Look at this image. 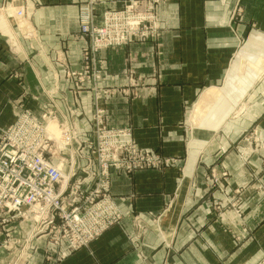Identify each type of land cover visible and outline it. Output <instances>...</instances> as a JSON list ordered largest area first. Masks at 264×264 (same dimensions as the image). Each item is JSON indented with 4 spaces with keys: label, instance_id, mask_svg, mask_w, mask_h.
Here are the masks:
<instances>
[{
    "label": "crops",
    "instance_id": "1",
    "mask_svg": "<svg viewBox=\"0 0 264 264\" xmlns=\"http://www.w3.org/2000/svg\"><path fill=\"white\" fill-rule=\"evenodd\" d=\"M89 1L3 0L26 17L9 12L0 21L24 52L15 62L0 45V129L15 121L16 104L37 115L57 105L64 114L74 110L72 124L90 136L92 88L79 98L67 79L81 70L74 37ZM121 1L96 0L94 12L101 18ZM156 14L158 40L98 56L107 71L99 87L122 90L101 105L108 124L131 127L140 148L170 163L114 172L110 195L122 224L61 264H264V194L253 188L256 179L264 183V151H245L243 161L237 147L245 133L264 142V0H160ZM15 63L21 82L9 78ZM238 108L245 113L238 116ZM16 225L27 234V224ZM47 245L36 243L30 264H48L44 248L56 250ZM7 255L0 249V264Z\"/></svg>",
    "mask_w": 264,
    "mask_h": 264
},
{
    "label": "rangeland",
    "instance_id": "2",
    "mask_svg": "<svg viewBox=\"0 0 264 264\" xmlns=\"http://www.w3.org/2000/svg\"><path fill=\"white\" fill-rule=\"evenodd\" d=\"M159 2L160 0H124L121 3V8L106 11L102 14L101 18L94 12L96 0H90L88 4L80 7L78 13L79 33L74 38L81 42L82 65L79 71L67 72V79L76 84L74 88L77 89V93H75L77 97L82 92L84 93L88 87H90V90L92 88L94 110L89 122L90 136L87 137L85 135V128L83 126L78 125L77 127V121L75 125L74 123L72 124V120L76 116L74 110L68 108L65 112L66 114H64L55 103V107L51 105L49 106L50 108L42 109L40 115H37L27 104H16L15 121L6 128L0 129V133L6 136L9 143H17L19 148L14 147V150L17 149L19 155L21 152L26 151L27 147H30V149L37 152V155L40 154L48 164L62 170L64 177L62 183L55 186L56 193L57 191L59 193L63 191V204L61 206L48 208L47 205H31L20 206L15 209L11 205L0 204V249L8 253V264H30L32 258L38 252V247H35V245L40 241L52 246L56 250L55 252L49 250L47 247L44 248L45 251L43 253L46 255L48 264H61L75 252L88 248L90 244L97 241L109 229L122 224V211L110 195L114 172H124L132 175L138 171L160 169L162 166L170 163V160L163 157L160 153L140 148L134 141L133 129L131 127L113 128L108 124L106 112L101 105L108 100L118 98V96L122 95V90H102L99 87V84L107 76L106 66L103 64L104 61L98 60L100 54L110 51L122 53L123 47L159 39L161 28L156 14ZM89 8L92 9V12H89ZM9 12L14 20L17 21H21V19L23 20L26 17V12L21 8L14 11L10 9L8 3L0 0V21L2 18H7ZM123 13L130 18L127 24L122 22ZM119 14L120 16L117 17ZM20 24L19 26L21 27ZM21 30L24 29L21 28ZM22 35L26 39H30L28 33H22ZM122 36L124 37L123 39ZM13 37L15 40H18L14 35ZM11 40L1 29L0 22V45L1 47L6 46L5 52H8V56L17 62V58L22 55L23 50H20V44L16 46ZM94 40L110 41L107 45H103L102 42L95 43ZM116 40H122V42H117ZM20 65V63H15L14 67L9 68V78L18 82H21L24 77L21 71L22 68L17 67ZM261 77L259 76L257 79L259 80ZM91 82L93 83L92 85ZM38 111H40V108H38ZM210 111L211 109H208L207 112ZM245 111V109L238 108V116L243 115ZM55 119L60 121L61 126L58 123L52 124ZM81 120L83 121L82 118ZM35 125L45 127L46 130L48 129L50 136L48 134L43 137L39 136L34 130ZM195 127L196 131H199V124H196ZM215 128L216 126L212 127L213 130ZM58 129L63 131L61 137V131ZM54 130L57 131L54 133ZM220 130L218 129L217 131ZM65 132L71 135L69 142H65ZM122 132L129 133L132 136V142L136 148H132L131 156L128 154L124 155L125 151L122 150H125V148L120 147L119 143L111 139L116 135L122 136ZM237 147L242 149L243 152H240V158L244 161L247 158L244 153L245 151L257 154L262 153L264 151V142L256 137L255 132L250 136H247V133H245L243 139L240 142L238 141ZM136 149L144 155L145 160L152 163H145L141 156H136L134 154ZM99 150L101 152L106 150L108 157L105 155L104 158L99 160L94 153V151L98 153ZM126 151L129 152V150ZM135 156L136 164L133 159ZM262 161L264 166V160ZM114 164H116L117 168L113 166ZM122 164L125 166L124 168ZM68 176L70 177L69 183L65 186L67 183L64 184V182ZM100 179L105 182L109 190L103 191L95 202H91L90 198H92V193L96 189L94 186L104 185ZM261 180L256 179L253 188L259 194H264V183ZM78 190H81V193H78ZM107 197L109 200L108 202L105 201L104 211L109 212L110 216H115L110 218L111 224L101 235L88 239L89 236L85 232V228L89 227L90 221L97 223L104 222L105 220L101 209L93 210L94 212H92L91 208L93 204L99 203L107 199ZM39 210L50 214V217L46 215L41 217ZM110 210H113L112 213ZM76 213L85 217L89 222L77 224L73 218ZM90 214H92L91 220ZM17 223L28 225L29 230L27 234L23 235L22 230L17 231ZM9 225H12L11 229ZM15 231L16 234L13 236L11 233ZM6 232H9L12 236L4 237ZM64 248L67 249L62 250Z\"/></svg>",
    "mask_w": 264,
    "mask_h": 264
},
{
    "label": "built area",
    "instance_id": "3",
    "mask_svg": "<svg viewBox=\"0 0 264 264\" xmlns=\"http://www.w3.org/2000/svg\"><path fill=\"white\" fill-rule=\"evenodd\" d=\"M89 12H92L91 8H89ZM124 14L125 13L122 14V22L124 24H127L128 21H130V18L129 16ZM119 16L120 14L117 17ZM123 38L124 37L122 36V39ZM109 41L110 40H94L95 43L102 42L103 45H107ZM116 41L122 42V40ZM34 130L39 136H45V127H38L35 125ZM65 136V142H69L71 140V135H69L68 132H65ZM111 139H113L116 143H119L120 147L122 146V148H125V150H122L125 151L124 155L128 154L129 156H131V150L133 147H135V144L132 142V136L129 133L122 132V136L116 135ZM7 140L8 139L6 138V136L0 133V204H8L13 206V208L15 209L20 206L31 205H47L48 208H52L53 206H61L63 204V191L60 193L57 191V193H59L57 194L55 191V186L57 184L60 185L64 180L62 170L48 164V162L43 159L40 154L37 155V152L30 149V147H27V150L24 151L26 152V154H24V152H21L19 155V152H17L18 150H14V147L19 148L17 143L14 142L11 144ZM36 148L38 149V147ZM126 150H129V152H127ZM94 153L97 155L99 160H101V158H104L105 155L106 157H108L106 150H103L102 152L99 150L98 153L94 151ZM134 154L136 156H141L143 162L152 163L151 161L145 160L144 155H142L137 149L136 151H134ZM136 156L133 157V159L135 160V164ZM113 166L116 167V164H114ZM122 167L124 168L125 166L122 164ZM69 179V176L67 177V179H65L64 184L67 183L65 186L68 185ZM101 183H103L104 185L94 186V188L96 189L92 193V198H90L91 202H95V200L99 198L103 191L109 190V188L107 189L103 180H101ZM78 193H81V190H78ZM108 200L109 198L107 197V199L93 204L91 211L94 212L93 210L96 211L98 209H101L103 218L105 220L104 222L102 221L97 223H92L90 221L89 227L85 228V232H87V235L89 236L88 239H91L94 236L98 237L111 224L110 218H113L115 215L110 216L108 214L109 212L104 211V205H106L105 201L108 202ZM112 211L113 210H110L111 213ZM39 215L41 217H44L45 215L47 217H50V214L44 213V211H40ZM75 215L73 216V218L77 224L89 222V220H87L83 216H80V214H77L76 217ZM91 217L92 214H90V220Z\"/></svg>",
    "mask_w": 264,
    "mask_h": 264
},
{
    "label": "bare ground",
    "instance_id": "4",
    "mask_svg": "<svg viewBox=\"0 0 264 264\" xmlns=\"http://www.w3.org/2000/svg\"><path fill=\"white\" fill-rule=\"evenodd\" d=\"M45 130H46V128H45ZM58 130H60L61 131V129H58ZM57 131V130H56ZM55 130L53 131L54 133L56 132ZM44 134L45 135H49L50 136V134H49V132H48V129L46 130V131H44ZM53 135H55V134H53ZM62 136V131L60 132V137Z\"/></svg>",
    "mask_w": 264,
    "mask_h": 264
}]
</instances>
